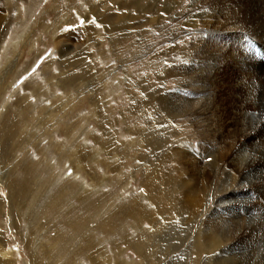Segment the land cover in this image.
<instances>
[{"label": "rangeland", "instance_id": "374dc122", "mask_svg": "<svg viewBox=\"0 0 264 264\" xmlns=\"http://www.w3.org/2000/svg\"><path fill=\"white\" fill-rule=\"evenodd\" d=\"M1 1L0 13L7 16L9 25L4 33H0V45L3 44L0 46L2 49L0 50V140L6 133L4 122L7 114L20 118V133L27 131L26 133L35 136H29L30 138H25L21 134L19 137L13 136L15 137L13 158H10L3 168V170L7 169L6 171L10 169L9 175L2 176L3 170L0 168V197L2 200L0 201L2 202L0 206V246L7 247L6 251L10 250L9 252L15 253L14 258L17 264H34L36 255H38L39 264H48L52 261L54 263L57 261L56 264L139 263L140 258L133 242L155 230L153 224L150 221L140 223L132 215L116 216L113 214L114 218L111 215L112 218H109L110 221H106L105 225L100 221L104 217L107 219L109 213L117 210L119 205L131 203L135 200V196L143 193L142 176L145 168L142 162L136 159L139 152H142L139 150L137 130L141 129L146 117L140 112H133L129 107L136 102V99L144 100L145 96L140 90L132 87L133 81L142 79L148 84V89L156 88L157 92L160 91L159 94L161 92L168 94L169 89H176V76H164V71L167 66H174L178 62L184 66L181 60L184 58L186 40L190 34L184 26L189 15L185 0H174L176 1L174 4L169 3L168 8L172 7L169 11L167 8L163 9L158 15L151 13L138 16L137 14L138 19L134 21L136 24L124 30L121 35L117 33L107 35L108 32L100 21L108 10H111L110 13L116 12L113 9L116 3L114 0ZM164 1L162 0L158 6L164 7ZM94 22L98 24L95 23V25ZM91 25H95V29L89 32L87 27ZM9 35L14 36L11 38ZM8 40L9 44L6 42ZM56 40L60 42V45L55 44ZM78 54L87 65V72L85 78L77 79L75 86L71 88L66 84L64 77L75 70L73 65H69V59H78ZM230 72L232 75L228 83L230 87L222 92L224 101L220 114L224 118H222L224 123L222 125L225 126L220 132L219 145L224 153L221 163L223 169L232 173L234 180L254 188L248 194L238 195L232 201L237 207L241 205L239 207L241 210L235 214L236 218L233 217L232 221L234 223L244 222L245 227L250 229L251 226L264 221V214L258 211L264 207V185L251 184L264 178V142L260 144V140L254 136L246 137L244 141L239 139L240 124H236L235 120L242 117L243 111H256L258 99H255L254 79L245 76L241 70L232 69ZM234 84H237L236 87ZM183 85L184 83L179 88L185 89ZM262 90L264 92V86ZM2 111L6 112L4 117H1ZM259 112L263 122L264 109L260 107ZM181 118L183 117H180L178 122H185V119ZM262 124L264 125V122ZM35 128L36 134L34 133ZM82 130L84 133L80 135ZM105 133L114 135L117 140L115 141L119 144V152L113 156L117 160L111 157L107 162L108 156L105 155V148L97 144V137L106 138ZM51 137L64 147L61 153L58 151L60 154H57L54 146L50 147ZM74 139L78 140L77 147L82 145L80 139L84 140L89 150H95L93 155H97L95 163L87 165L89 169L87 171L83 169L79 172L81 174L76 173L74 163L69 159V154L65 152ZM248 147L251 149L254 147L255 150L257 148L258 166H252L250 170H246L244 175L246 178L241 179V168L239 165L237 167L232 160L240 156L241 149L244 151ZM26 152L30 153V156ZM150 158L148 157L146 163L143 161L147 168H151L152 158ZM181 159V168L189 169L190 178L202 175L197 163L192 168L184 154ZM30 162L34 167L29 172L28 168L24 167H28ZM106 164H109L110 168L105 167ZM114 167L117 170H114ZM89 171L95 176L94 186H96L90 192V196H93L95 201L82 202L83 200L79 201L74 194L78 190L81 179L85 178L88 186L94 183ZM78 178H80L77 181L79 185L75 180ZM7 181H15L16 194L26 197L27 203L31 197L35 196L33 204H28L29 209L21 203L16 207L17 203L10 201L11 189ZM96 182L100 183L98 184L100 186H97ZM39 188L40 190H37ZM38 191H43L44 195V198L39 201L37 199L42 194ZM241 200H245L246 205L250 201L251 204L244 207ZM255 202L259 204L257 208ZM148 204L147 201V207ZM39 205V208L34 209ZM142 205H146V201H142ZM229 224L231 223L227 226ZM92 225L95 230L93 233L91 232ZM245 235L243 233V236ZM52 236H59L58 241H53ZM87 239L91 240L87 241ZM55 243H58V246L52 252L53 254H50L48 250ZM97 250L98 254L94 253Z\"/></svg>", "mask_w": 264, "mask_h": 264}, {"label": "bare ground", "instance_id": "6f19581e", "mask_svg": "<svg viewBox=\"0 0 264 264\" xmlns=\"http://www.w3.org/2000/svg\"><path fill=\"white\" fill-rule=\"evenodd\" d=\"M8 1L9 0H7V2ZM161 1L114 0L116 3L113 9L116 12L110 13L111 10H108L107 13L104 12L105 15L100 21H102L101 23H103L104 29L108 32L107 35H112L114 33L121 35L124 30L130 29L131 26L136 24L134 21L138 19L136 16L137 14L138 16L139 14L150 15L151 13L158 15L163 9L166 10L167 8V11H169V8H172H168L169 3L174 4V2H176L174 0H165V6L162 7V5L158 6ZM185 2L186 10L189 15L187 16L184 26L190 34L186 40L185 50L183 52L184 58L181 60L184 62V66L178 62L175 63L174 66H167L164 71V76H176V89L173 87L174 90L169 89L168 94L167 92L164 94L161 92V94H159L158 92L160 91L158 90L157 92V90H155L156 88L153 90L148 89V84L145 83L144 80L138 79L133 81L132 87H135L136 90H140L145 96L144 100H141L142 98L140 100L136 99V102L129 107L133 112H140L146 117V120L142 123L143 126L141 129L137 130V141L140 144L139 150H142V152H139L140 154L137 155L136 159L142 162V166L145 168L144 172L142 170L144 173L142 176L143 193L135 196V200L131 203L118 204L117 210H112L111 214L108 212V218L106 219L104 217L100 222H103L105 225L106 221H110L109 218H112L114 214L116 216L132 215L140 223L150 221L153 224L155 230L149 235L142 236L139 240L133 242L136 253L140 258L139 263L130 261L133 264H264V221H261L256 226H251L250 229L245 227L244 222L238 223L236 221L237 224L232 221L235 214H238V211L241 210L239 208L241 205L237 207L236 203L232 201H234V198L238 195H246L253 191L254 188L251 185L237 182L233 179L231 176L232 173L229 170L222 168L221 161L224 159V153L219 145L220 132L225 126L222 125L224 124V118L220 114L222 112V102L224 101L222 92L230 87L228 83L229 79L232 77L230 72L232 69L241 70L245 73V76L255 80V84L253 83L254 85H252L256 96L253 95L256 97L255 99H258V109L256 111H243V115L241 114L242 117L235 120L236 124H240V130H238L239 139L244 141L246 137L250 138V136H254L260 140V144L262 141L264 142V125L262 124L264 121H261V114H259L260 107L264 109V92L262 90L264 86V0H185ZM1 7L2 6H0V8ZM159 7L162 8L158 9ZM95 23L98 24V22H94L93 24ZM7 25H9L7 16L0 13V33L6 31ZM95 25L87 27L89 32L95 29ZM142 29L143 28H141V30ZM12 36L10 37L12 38ZM6 38L8 39V37ZM57 40L56 43H54L58 46L60 42ZM6 42L9 44V40ZM59 51L60 50H58V52ZM7 54H9V52ZM8 59L6 60L8 61ZM69 63V65L75 67V70L69 72L64 78L68 87L72 88L75 86L77 79L82 80L85 78L87 65L81 60L79 54L78 59L71 58L69 59ZM232 80L234 81L235 79L232 78ZM182 83H184L183 86L185 89L179 88V86H182ZM163 84L161 85L163 86ZM236 85L234 87H236ZM130 91H132V89ZM54 111L56 112V110ZM5 113V111H2L1 117H4ZM180 117H183L185 122H178ZM20 123L19 117L13 114L6 115L4 122L6 133L0 140V168H2V170L4 164L10 161V158H13L12 152L15 149V147L13 148L15 142V137L13 136L16 135V137H19L21 134L25 138H28L34 135L26 133L27 131H24L26 134L20 133ZM36 132L37 130L35 128L34 133L36 134ZM82 133H84V130L81 131L80 135ZM104 135L106 138L102 139L97 137V144L105 148V155L108 156L107 162H109L111 157L116 153L118 154L119 144L116 142L117 140L114 135H109L108 133ZM51 138L50 147L54 146L56 148L54 150L57 151V154H60V151L64 147H62L58 141L54 140L53 137ZM80 141L82 144L81 147H77L78 140L74 139L72 145H69V148L65 151L69 154V159L74 163L77 174H81L79 172L83 169L87 171V169H89L87 165L94 164L97 157V155H93L95 150H89L86 142L81 139ZM130 144H132V142H130ZM195 146H198L200 150L196 149ZM250 149L251 147L244 149V151L241 149L243 152L240 151V156H235L236 158L232 160V162L236 163L237 167L239 165L241 168V179L246 178V176H244L246 170H250L252 166H258V159L256 158L257 148L256 150L254 147ZM58 151L60 153H58ZM26 153L28 154V152ZM183 154L187 157V162L189 165H192V168L196 166L195 163L198 164L199 171L202 174L200 177L195 175V177L190 178L189 169L181 168L180 160H182ZM28 155L30 156V153ZM148 157L152 158V163L151 161V164L148 163L151 168L144 166L143 161L146 163ZM32 164L33 163L30 162L28 167L26 166L24 168H28L30 172L32 167H34ZM106 166L110 168L109 164H106L105 167ZM6 170L7 169L2 172V176L4 177L9 175L10 169L8 168V171ZM114 170L117 169L114 167ZM89 174L94 181L90 186L86 184L85 178L81 179L80 185L77 182L80 178L75 179L79 186L76 192L77 194L75 193L74 196L78 197L79 201L83 200L82 202L95 201L92 198L93 196H90V192L94 190L96 186H94L95 176L91 174L90 171ZM60 178L59 176V179ZM15 179L16 178H14V180ZM14 182H8L11 189L10 201L14 202V204L17 203L16 207L21 203L22 206L29 209L28 204H33L35 196H33V198L31 197L30 201L27 203L25 200L26 197L21 194H16ZM19 183L20 182H18V184ZM98 184L97 186H100ZM251 184H254V186H262L264 185V178H260V180L254 181ZM46 186H48V184H46ZM40 187L42 186L40 185ZM37 190H40V188ZM38 192L42 194L43 191ZM50 194L52 193L50 192ZM42 198H44L43 194L39 196L37 200H42ZM252 200H254V198H252ZM0 201H2L1 197ZM142 201H146V205H142ZM147 201L149 202L148 207ZM241 202L244 207L251 204V201L248 202V205H246L247 202H245V200H241ZM1 203L2 202H0V206L2 205ZM256 206H259L258 202H255V207ZM39 207L40 205L34 207V209ZM258 211L264 214V207L260 208ZM109 223H107V225ZM228 223L231 224L227 226ZM100 226L102 225L100 224ZM87 227H89V225ZM91 229L93 233L95 231L93 225ZM243 233L246 235L243 236ZM58 237L59 236H52L51 238L53 241L57 242ZM90 240L91 239H87V241ZM57 246L58 243H55L48 252L53 254L52 252ZM6 248L0 246V264H17L14 258L15 253L9 252L10 250L6 251ZM94 253L98 254V250L94 251ZM56 262L54 263L52 261L48 262V264H56ZM34 264H39L38 255L34 256Z\"/></svg>", "mask_w": 264, "mask_h": 264}]
</instances>
